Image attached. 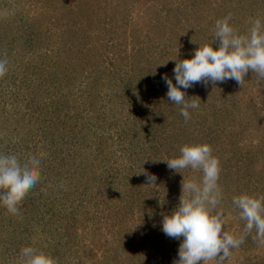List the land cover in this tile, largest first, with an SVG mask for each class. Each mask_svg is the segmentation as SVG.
<instances>
[{"label":"rangeland","instance_id":"obj_1","mask_svg":"<svg viewBox=\"0 0 264 264\" xmlns=\"http://www.w3.org/2000/svg\"><path fill=\"white\" fill-rule=\"evenodd\" d=\"M229 13L246 34L264 0H0V152L44 155L19 215L0 206V264L27 246L59 264H173L182 238L164 234L163 217L183 175L202 178L165 162L186 144L212 147L226 229L243 233L232 199L264 195V82L249 72L243 88H181L200 100L185 122L162 79L175 84L176 62L212 44ZM253 236L227 264H264Z\"/></svg>","mask_w":264,"mask_h":264},{"label":"clouds","instance_id":"obj_2","mask_svg":"<svg viewBox=\"0 0 264 264\" xmlns=\"http://www.w3.org/2000/svg\"><path fill=\"white\" fill-rule=\"evenodd\" d=\"M231 13L215 23L212 44H203L194 51L193 58L176 62L173 80L165 76L167 97L180 106V115L188 122L190 110L200 107V100L186 98V91L194 84L205 85L235 80L241 88L249 72L264 82V22L256 18L246 34H241L231 25ZM218 44V49L213 45ZM9 61L0 58V78L8 72ZM179 156L165 162L170 170L183 174L191 169L201 172L202 178L181 181L182 195L179 205L162 220V231L170 238L180 240L178 260L173 264H227L232 251L255 232L253 240L264 247V195L241 194L232 199L239 210V218L245 221L243 233L233 235L226 229L227 216L219 206L223 192L219 185L222 171L218 157L213 155L207 143L186 144ZM44 155L29 153L22 161L16 154L0 152V206L12 215H19V205L30 190L41 180ZM146 175L149 185H155L157 177ZM18 264H59L57 258L44 251L27 246L21 249Z\"/></svg>","mask_w":264,"mask_h":264}]
</instances>
